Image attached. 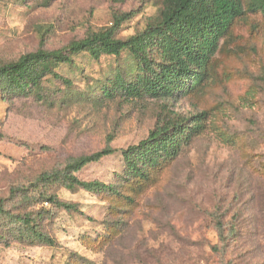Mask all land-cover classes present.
Returning <instances> with one entry per match:
<instances>
[{
	"label": "rangeland",
	"instance_id": "obj_1",
	"mask_svg": "<svg viewBox=\"0 0 264 264\" xmlns=\"http://www.w3.org/2000/svg\"><path fill=\"white\" fill-rule=\"evenodd\" d=\"M165 1L0 0V65L65 48L129 12L116 31L128 38ZM136 64L128 51L82 52L56 69L70 82L48 76L29 94L0 92V264H264V13L234 22L206 80L180 100L109 95ZM201 113L203 131L177 158L148 180L128 176L122 150L159 121ZM107 145L116 152L76 174L120 195L38 180ZM18 214L36 217L55 244L30 242Z\"/></svg>",
	"mask_w": 264,
	"mask_h": 264
},
{
	"label": "trees",
	"instance_id": "obj_2",
	"mask_svg": "<svg viewBox=\"0 0 264 264\" xmlns=\"http://www.w3.org/2000/svg\"><path fill=\"white\" fill-rule=\"evenodd\" d=\"M246 12L264 13V0H166L160 15L152 18L145 28L128 38H118L117 29L131 13L115 17L114 25L90 33L61 49L23 54L17 60L0 65V92L4 95H24L39 90L48 76L66 82L56 69L73 62L74 56L88 52L94 59L103 55L120 56L128 51L136 61L133 72L119 74L110 95L121 90L131 97H150L161 100H180L188 96L207 78L208 66L217 54L222 38L234 22ZM205 114L177 115L158 122L145 139L122 150L128 176L150 179L151 170L177 158L193 139L203 131ZM0 130V136H2ZM116 152L107 145L92 154L82 155L69 162L63 171L44 173L41 182L57 181L60 177L71 190L83 188L91 192L108 191L121 194L112 183L83 180L76 174L90 163ZM42 202L70 207L55 196L41 193ZM0 213H7L0 207ZM41 214V213H40ZM17 219L27 228L30 242L55 240L43 232L36 217L18 214ZM41 217V215H39ZM24 232L18 233V238ZM6 235H2V238Z\"/></svg>",
	"mask_w": 264,
	"mask_h": 264
}]
</instances>
